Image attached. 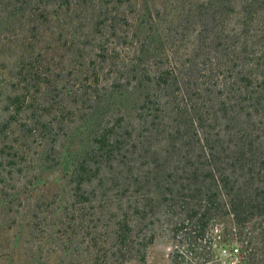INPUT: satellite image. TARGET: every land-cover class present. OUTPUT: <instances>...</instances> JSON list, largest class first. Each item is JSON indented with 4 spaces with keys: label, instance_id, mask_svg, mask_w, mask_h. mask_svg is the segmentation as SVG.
I'll return each mask as SVG.
<instances>
[{
    "label": "trees",
    "instance_id": "1",
    "mask_svg": "<svg viewBox=\"0 0 264 264\" xmlns=\"http://www.w3.org/2000/svg\"><path fill=\"white\" fill-rule=\"evenodd\" d=\"M162 2L0 0V201L26 205L91 124L27 205L48 264L145 261L159 237L209 264L219 225L232 264H264V0H203L199 29L152 45Z\"/></svg>",
    "mask_w": 264,
    "mask_h": 264
},
{
    "label": "rangeland",
    "instance_id": "2",
    "mask_svg": "<svg viewBox=\"0 0 264 264\" xmlns=\"http://www.w3.org/2000/svg\"><path fill=\"white\" fill-rule=\"evenodd\" d=\"M158 1L160 2L148 0L149 6L154 7V9L156 5L159 7L161 1L167 4L165 9L161 8V15H157L159 21L151 32V36H153L152 45H157L160 40L162 42L167 38H182L184 35L188 37L191 35V32L193 33L194 30L196 31L202 25L203 0ZM183 9H185L184 13L190 9V14L188 15V21L181 24V21L177 20V17L181 15ZM141 20L142 17L140 16L135 23V26L139 30L143 29ZM58 50L59 48L57 47L56 51ZM79 125L80 123H76L72 126L73 128L68 132V136L62 144L63 154L61 164L41 173L39 179L26 191V205L18 206V204H15L9 209V205L6 202L0 201V264L51 263L42 250V246L46 244H41L39 242L40 238L31 239L34 242L33 245L40 243V248L36 249L30 248L29 245L27 246V231L25 229V221H27L29 214L27 205L35 201L37 197L54 196L62 191L65 186V176L71 170L73 161L79 157L90 143V135L88 133L89 129H91V124L89 129V122L82 124L78 128ZM221 228L219 225L213 232L217 240L214 245L215 251L212 256V261L209 264H232V258L229 254L230 251H228L230 249L229 245L220 242L221 240L218 239V236L222 234ZM39 237L43 239L42 235ZM234 246L238 245L235 244ZM187 249L188 246L185 243L183 244V242L180 243L174 239L159 237L151 246L145 261L132 260L126 264H177V261H175L177 252L184 256L182 264H200ZM61 261L62 258H59L54 264H60Z\"/></svg>",
    "mask_w": 264,
    "mask_h": 264
}]
</instances>
